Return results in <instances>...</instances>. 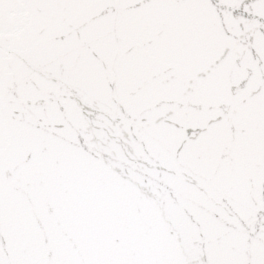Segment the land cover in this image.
<instances>
[{"label":"snow or ice","instance_id":"obj_1","mask_svg":"<svg viewBox=\"0 0 264 264\" xmlns=\"http://www.w3.org/2000/svg\"><path fill=\"white\" fill-rule=\"evenodd\" d=\"M0 264H264V0H0Z\"/></svg>","mask_w":264,"mask_h":264}]
</instances>
